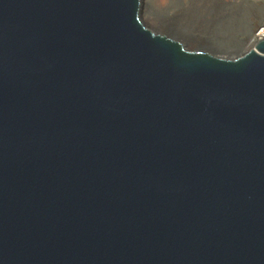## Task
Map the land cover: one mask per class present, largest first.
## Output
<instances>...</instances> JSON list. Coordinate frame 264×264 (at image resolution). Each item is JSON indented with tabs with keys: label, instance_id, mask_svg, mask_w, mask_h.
<instances>
[{
	"label": "water",
	"instance_id": "1",
	"mask_svg": "<svg viewBox=\"0 0 264 264\" xmlns=\"http://www.w3.org/2000/svg\"><path fill=\"white\" fill-rule=\"evenodd\" d=\"M139 7L0 0V264H264V37Z\"/></svg>",
	"mask_w": 264,
	"mask_h": 264
},
{
	"label": "bare ground",
	"instance_id": "2",
	"mask_svg": "<svg viewBox=\"0 0 264 264\" xmlns=\"http://www.w3.org/2000/svg\"><path fill=\"white\" fill-rule=\"evenodd\" d=\"M261 2L262 0H140L139 8L141 20L143 17L155 21V27L151 29L175 36L190 49H217L216 52L221 54H233L253 48L258 37L252 35V28L242 34L233 35L235 26L239 27L245 20L235 15V11H239L240 6H253L250 15L257 28L264 16ZM223 6L235 10L230 14L234 15L231 18L233 23L223 21V15H226ZM227 44L232 46L224 47Z\"/></svg>",
	"mask_w": 264,
	"mask_h": 264
},
{
	"label": "rangeland",
	"instance_id": "3",
	"mask_svg": "<svg viewBox=\"0 0 264 264\" xmlns=\"http://www.w3.org/2000/svg\"><path fill=\"white\" fill-rule=\"evenodd\" d=\"M225 2H227V0H224ZM262 5H263V11H264V0H262ZM241 8H238L239 11H235L233 10L231 7L229 6H223V11L226 12V15H223V21H231V23H233V18L234 15H230L232 13V11H235V15L239 16V17H243V20L242 21V24L238 26H235L234 30L232 31L233 35H236L237 33H244L246 32L249 28H252V31L256 29V26L253 25V22H254V19L253 17L250 15V11H252L253 9V6H240ZM249 20V22L247 21ZM142 21L143 23L145 24L146 27H148L149 29L151 28H154L155 26L153 24H155V21H151V20H148L146 18H143L142 17ZM262 21V20H261ZM260 21V22H261ZM240 22V21H239ZM238 22V24H239ZM224 24V23H223ZM257 25V24H256ZM154 26V27H153ZM157 30V29H156ZM159 31V30H158ZM231 35V37L233 36ZM206 36V35H205ZM229 36V35H227ZM225 39V38H224ZM225 41V40H224ZM226 43V42H225ZM187 45V44H185ZM189 46V45H188ZM232 45L231 44H227V45H224V47L228 48V47H231ZM241 49V48H240ZM213 51H217V49H212ZM238 50V49H237ZM236 51V50H235Z\"/></svg>",
	"mask_w": 264,
	"mask_h": 264
},
{
	"label": "built area",
	"instance_id": "4",
	"mask_svg": "<svg viewBox=\"0 0 264 264\" xmlns=\"http://www.w3.org/2000/svg\"><path fill=\"white\" fill-rule=\"evenodd\" d=\"M252 35L255 37L256 35H258V37L256 39H259L261 37H264V16L263 19L261 21V23L258 25V27L254 30V32L252 33ZM256 42V41H255ZM254 42V43H255Z\"/></svg>",
	"mask_w": 264,
	"mask_h": 264
}]
</instances>
